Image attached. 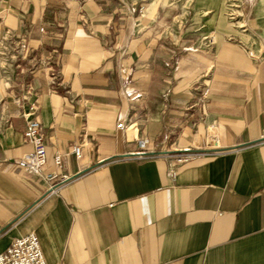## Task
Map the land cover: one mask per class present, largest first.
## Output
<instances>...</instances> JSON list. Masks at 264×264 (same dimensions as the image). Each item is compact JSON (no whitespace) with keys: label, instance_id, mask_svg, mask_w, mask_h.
Masks as SVG:
<instances>
[{"label":"crops","instance_id":"obj_1","mask_svg":"<svg viewBox=\"0 0 264 264\" xmlns=\"http://www.w3.org/2000/svg\"><path fill=\"white\" fill-rule=\"evenodd\" d=\"M226 2L0 0L24 46L0 67V254L34 233L46 264H264V25L249 39ZM30 107L53 194L18 166ZM212 125L215 155L169 179Z\"/></svg>","mask_w":264,"mask_h":264},{"label":"built area","instance_id":"obj_2","mask_svg":"<svg viewBox=\"0 0 264 264\" xmlns=\"http://www.w3.org/2000/svg\"><path fill=\"white\" fill-rule=\"evenodd\" d=\"M233 20V18H230ZM237 28H242V26H236ZM245 31V30H243ZM23 40H17L14 42V47L16 49L13 53L12 59L20 58L23 51ZM206 37H202L201 43L199 46L206 47ZM241 48L246 52L247 56L250 59L256 58L255 51L249 49L248 47L244 46L243 43H239ZM208 94V90H204L202 93V97H206ZM34 108H29V113L24 115L25 119V132L23 134L24 141L31 145L32 150L23 155L22 158L18 162V166L28 171L29 173L35 176H43V168L46 163V151L45 145L43 142V138L40 135V125L34 119L31 118L33 114ZM124 126L122 123H118L116 125V129H123ZM206 147L203 150H196V151H181L177 154L167 156V177L169 179H174L177 175L178 167L195 162L197 160H206L211 158V156L216 152L210 151V149L217 148V138L214 135V126H210L207 129L206 137H205ZM81 147L82 146H75L72 148V154L79 158L81 156ZM54 165L56 168L60 167L61 160L58 155L54 157ZM44 179L49 183L48 190L50 194L56 192L57 188L59 187V183L64 182V178L59 182H54V180L58 179L57 172H52L48 175L43 176ZM44 261L41 248L39 244V240L34 233H30L24 237H20L15 239L11 244L0 254V264H46Z\"/></svg>","mask_w":264,"mask_h":264},{"label":"rangeland","instance_id":"obj_3","mask_svg":"<svg viewBox=\"0 0 264 264\" xmlns=\"http://www.w3.org/2000/svg\"><path fill=\"white\" fill-rule=\"evenodd\" d=\"M138 1L145 3L162 1L165 4L180 5L184 7L191 0H138ZM225 18L227 19L228 24L233 29L243 34H247L248 35L247 37H249V39H254L256 41V38L260 39L261 37L259 31L254 30L251 27V23L259 20L262 22V25H264V0H227ZM230 18H233V20H230ZM236 26H242V28H237ZM9 33L10 32L7 30H0V67L2 68L1 70L3 71L10 68L8 65H9V60H11L12 57L11 52L14 53L15 50L12 49H16L14 47V42L10 40ZM213 36L214 35H212L211 32L204 36L206 37V41H205L206 49H209L214 45ZM229 40L233 41L234 37L233 36L229 37ZM238 43H242V42L237 40V44Z\"/></svg>","mask_w":264,"mask_h":264},{"label":"bare ground","instance_id":"obj_4","mask_svg":"<svg viewBox=\"0 0 264 264\" xmlns=\"http://www.w3.org/2000/svg\"><path fill=\"white\" fill-rule=\"evenodd\" d=\"M12 58V57H11Z\"/></svg>","mask_w":264,"mask_h":264}]
</instances>
